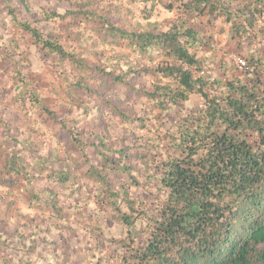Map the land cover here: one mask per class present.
Wrapping results in <instances>:
<instances>
[{
  "label": "trees",
  "instance_id": "16d2710c",
  "mask_svg": "<svg viewBox=\"0 0 264 264\" xmlns=\"http://www.w3.org/2000/svg\"><path fill=\"white\" fill-rule=\"evenodd\" d=\"M99 1L41 13L46 21L90 23L94 36L81 48L18 21L8 7L64 68L71 107L96 106V119L106 113L113 125L71 126L16 69L20 99L58 125L67 156L39 151L32 134L13 136L0 118L9 130L0 135V183L13 196L24 191L59 228H70L58 222L68 213L83 215V203L72 202L83 189L84 201L110 211L122 232L106 237L92 222L96 249L87 264H101L108 244L111 264H264V0H131L152 1L140 8L146 15L157 4L175 14L166 27L140 29L117 23ZM94 37L121 52L106 56ZM235 51L242 67L230 58ZM193 97L196 104L177 110ZM7 204L14 210L16 202ZM32 249L18 258L3 252L1 263L36 264Z\"/></svg>",
  "mask_w": 264,
  "mask_h": 264
},
{
  "label": "rangeland",
  "instance_id": "374dc122",
  "mask_svg": "<svg viewBox=\"0 0 264 264\" xmlns=\"http://www.w3.org/2000/svg\"><path fill=\"white\" fill-rule=\"evenodd\" d=\"M112 1H114L113 5H109L108 0H100L99 9L104 8L117 23L124 24L130 29L147 28L153 24L166 27L167 23L175 17L173 12L168 11L161 4H157L152 12L146 15L140 8L146 4L150 7L152 1H139L140 3L131 0ZM74 2L75 0L72 2L69 0H0V118L9 124L13 136L23 139L30 133L39 151L45 153L51 148H56L62 156H67V153L65 148H62L65 144L64 140H59L57 136L58 125L42 112L35 111L29 100L20 99L19 87L22 83L14 75L16 69L28 76L32 86L41 94L49 108L58 115L65 116L71 126L86 130L91 128L101 130L102 124L94 123L95 121H103L102 128H105V124L112 123L106 113L96 119L98 114L96 106L88 109V113L83 109L71 107L64 90L63 77L66 74L64 68L57 63L55 56L32 43L31 34L15 23L14 15L9 13L8 7L13 8L18 21H30L46 33L56 32L64 46L71 48L76 45L79 47L86 45L88 38L94 36L91 30L92 25L70 20L46 21L41 13L44 10L64 13L68 9H75ZM94 38L98 43L96 48H107L106 56L121 52L118 45L116 47L105 45L99 37ZM217 38L221 45L224 41L223 35H218ZM230 48L233 51L234 45ZM233 57L239 58L236 51L230 56V58ZM89 59L97 60L93 54L89 55ZM227 59H229L228 56ZM198 101V98L193 97L190 101L180 104L177 110L189 109ZM1 127L0 135L8 134L9 130ZM109 139L114 142V137ZM0 148L3 150L2 146ZM83 192L72 200L75 202L77 199L83 203L81 209L83 215L68 213L66 220H58L60 224L70 226L63 229L57 227L56 219L49 211L43 212L32 207L24 191L13 196L8 192L7 186L0 183V230L5 232L6 239L4 247H0V264H2L3 252H9L14 258H18L23 255V252L28 251L27 248H36L31 250L33 252L31 258L36 264H87L89 254L96 249V239L91 235L92 222L99 221L106 237L121 233L122 228L118 226L116 217L105 207L92 200L84 201L83 197L87 192L85 189ZM10 200L16 202L14 210H11L7 204ZM107 246L108 248H102L101 255L105 258L99 261L101 264H111L109 254L114 253L115 246L110 244Z\"/></svg>",
  "mask_w": 264,
  "mask_h": 264
},
{
  "label": "built area",
  "instance_id": "2783aa9c",
  "mask_svg": "<svg viewBox=\"0 0 264 264\" xmlns=\"http://www.w3.org/2000/svg\"><path fill=\"white\" fill-rule=\"evenodd\" d=\"M236 63L238 64V66L242 67L244 65L243 60H241L240 58H235Z\"/></svg>",
  "mask_w": 264,
  "mask_h": 264
},
{
  "label": "crops",
  "instance_id": "0c3cea01",
  "mask_svg": "<svg viewBox=\"0 0 264 264\" xmlns=\"http://www.w3.org/2000/svg\"><path fill=\"white\" fill-rule=\"evenodd\" d=\"M3 1H5V0H3Z\"/></svg>",
  "mask_w": 264,
  "mask_h": 264
}]
</instances>
